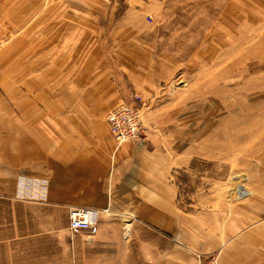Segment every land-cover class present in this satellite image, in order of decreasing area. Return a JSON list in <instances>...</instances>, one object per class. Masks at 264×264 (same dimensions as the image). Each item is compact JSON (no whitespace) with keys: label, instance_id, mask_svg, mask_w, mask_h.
<instances>
[{"label":"crops","instance_id":"obj_1","mask_svg":"<svg viewBox=\"0 0 264 264\" xmlns=\"http://www.w3.org/2000/svg\"><path fill=\"white\" fill-rule=\"evenodd\" d=\"M53 1V12L41 0L34 13L28 0H0L12 36L0 52V264L61 252L78 264H118L117 249L124 264H198L213 254L217 264H264V184L221 180L186 130L142 146L108 132L112 106L151 83L141 64L152 45L136 25L159 0H120L114 22L97 9L91 25L77 9L68 14L67 0ZM175 171L199 183L184 201ZM73 206L99 213L95 235L68 234Z\"/></svg>","mask_w":264,"mask_h":264},{"label":"rangeland","instance_id":"obj_2","mask_svg":"<svg viewBox=\"0 0 264 264\" xmlns=\"http://www.w3.org/2000/svg\"><path fill=\"white\" fill-rule=\"evenodd\" d=\"M28 1L30 11L42 12L41 0ZM71 1L65 2L68 14L77 9L85 21L71 16L69 20L81 26L95 20L92 13L97 9L108 10L106 23L114 22L123 6L120 0ZM53 4L57 1L51 0ZM57 7L53 5L52 12ZM152 11L136 25L154 45L150 62L141 64L150 72L146 81L151 83L135 93L147 133L142 145L152 134L186 130L189 148L204 154L200 164H210L211 169L219 164L213 169L225 176L221 180L242 184L251 175L254 185L264 184V176L258 174L264 168V0H159ZM11 37L10 24L1 22L0 52ZM132 96L120 101L132 102ZM174 174L177 196L184 201L199 183L192 171ZM36 220L40 222V216H34ZM122 252L117 249L118 264H124ZM59 255L51 262L31 264H78L75 258L66 261ZM212 256L216 259L208 255L198 264ZM100 263L109 264L107 258Z\"/></svg>","mask_w":264,"mask_h":264},{"label":"built area","instance_id":"obj_3","mask_svg":"<svg viewBox=\"0 0 264 264\" xmlns=\"http://www.w3.org/2000/svg\"><path fill=\"white\" fill-rule=\"evenodd\" d=\"M149 18V17H148ZM139 95L132 96V102H117L110 111L105 114L109 133L116 143H136L142 145L147 139L146 128L139 118ZM99 213L89 207L73 206L67 212L68 234L71 236L80 234L86 238L95 235L98 229ZM202 264H216L214 256L209 257Z\"/></svg>","mask_w":264,"mask_h":264},{"label":"bare ground","instance_id":"obj_4","mask_svg":"<svg viewBox=\"0 0 264 264\" xmlns=\"http://www.w3.org/2000/svg\"><path fill=\"white\" fill-rule=\"evenodd\" d=\"M128 228V227H127Z\"/></svg>","mask_w":264,"mask_h":264}]
</instances>
